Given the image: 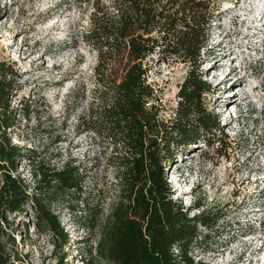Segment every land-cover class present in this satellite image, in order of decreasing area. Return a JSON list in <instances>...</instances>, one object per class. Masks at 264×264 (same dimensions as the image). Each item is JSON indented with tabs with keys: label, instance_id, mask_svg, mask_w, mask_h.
I'll return each instance as SVG.
<instances>
[{
	"label": "rangeland",
	"instance_id": "1",
	"mask_svg": "<svg viewBox=\"0 0 264 264\" xmlns=\"http://www.w3.org/2000/svg\"><path fill=\"white\" fill-rule=\"evenodd\" d=\"M212 2L214 19L200 61L211 86L207 102L223 127L219 138L223 142L217 150L215 136L213 145L202 141L178 154L168 181L174 199L190 216L205 212L213 222L199 227L196 260L264 264V0ZM0 8V58L18 72L19 86L12 96L18 118L13 141L51 165L76 160L90 173L87 186L95 199L97 188H106L94 201L106 211L111 180L105 176L99 139L84 126L97 58L80 35L87 17L74 0H0ZM149 62L151 102L161 117L171 118L190 65L176 57L155 56ZM218 81L227 87L222 100V105L230 106L227 113L216 100ZM28 105L32 112L23 117ZM18 172L34 185L29 159L21 162ZM56 210L65 239L40 233L31 211L15 217L22 254L31 264H104L95 252L97 232L89 227L85 212L63 205ZM25 220L27 233L21 224Z\"/></svg>",
	"mask_w": 264,
	"mask_h": 264
},
{
	"label": "trees",
	"instance_id": "2",
	"mask_svg": "<svg viewBox=\"0 0 264 264\" xmlns=\"http://www.w3.org/2000/svg\"><path fill=\"white\" fill-rule=\"evenodd\" d=\"M74 4L87 17L82 40L97 55L84 126L99 139L105 176L111 180L110 202L106 211L94 203L106 188H97L95 199L87 186L90 173L76 160L51 165L13 141L18 72L0 58V264H31L18 245L17 215L31 211L40 233L65 239L56 210L62 205L85 212L89 227L97 232L95 252L104 264H210L196 260L193 249L199 227L213 222L205 212L190 216L174 199L168 171L178 163V154L190 152L196 143L213 145L217 136L218 150L223 142V127L207 102L211 86L200 61L214 19L212 0ZM155 56L176 57L190 65L171 118L161 117L151 102L154 89L147 74ZM31 112L28 105L22 115ZM24 159L31 163L33 186L18 172ZM21 224L29 232L28 222Z\"/></svg>",
	"mask_w": 264,
	"mask_h": 264
},
{
	"label": "bare ground",
	"instance_id": "3",
	"mask_svg": "<svg viewBox=\"0 0 264 264\" xmlns=\"http://www.w3.org/2000/svg\"><path fill=\"white\" fill-rule=\"evenodd\" d=\"M217 45H220V44H217ZM213 48H215V47L213 46ZM216 64H217V62L215 61V62L211 65L210 69H213V68L216 66ZM230 74H231V72H230L229 74L227 73L226 79H227V77H228ZM232 74H233V73H232ZM220 76H221V75H220ZM226 88H227L226 86H223V81H218V82L216 83V85H215V90L219 92V95L217 96V99H216V100H217V102H220V107H221L223 113H227L228 110L230 109V106H228L227 104H223V105H222L223 94L225 93ZM241 93H242V92H241ZM234 98H235V97H234Z\"/></svg>",
	"mask_w": 264,
	"mask_h": 264
}]
</instances>
